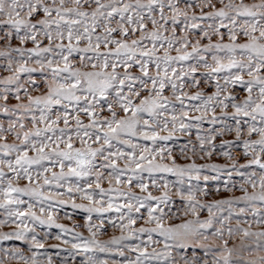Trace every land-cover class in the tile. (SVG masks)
<instances>
[{"label":"snow or ice","instance_id":"snow-or-ice-1","mask_svg":"<svg viewBox=\"0 0 264 264\" xmlns=\"http://www.w3.org/2000/svg\"><path fill=\"white\" fill-rule=\"evenodd\" d=\"M0 264H264V0H0Z\"/></svg>","mask_w":264,"mask_h":264}]
</instances>
